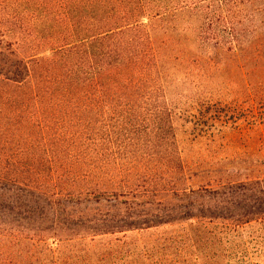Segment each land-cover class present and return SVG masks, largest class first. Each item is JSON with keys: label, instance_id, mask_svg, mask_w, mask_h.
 Returning <instances> with one entry per match:
<instances>
[{"label": "trees", "instance_id": "16d2710c", "mask_svg": "<svg viewBox=\"0 0 264 264\" xmlns=\"http://www.w3.org/2000/svg\"><path fill=\"white\" fill-rule=\"evenodd\" d=\"M240 92L264 127V0H0V264H151L111 240L91 260L84 242L264 216V185L182 203L199 192L179 122L211 137Z\"/></svg>", "mask_w": 264, "mask_h": 264}, {"label": "rangeland", "instance_id": "374dc122", "mask_svg": "<svg viewBox=\"0 0 264 264\" xmlns=\"http://www.w3.org/2000/svg\"><path fill=\"white\" fill-rule=\"evenodd\" d=\"M224 99L236 100L237 104L215 108L217 117L226 118L227 123L224 127L217 123L211 137L191 140L179 122L186 174L191 175L189 183L199 192L181 193L182 203H194L196 198L206 200L213 189L220 187L227 196L255 195L256 187L264 185V127L248 124L247 93H232ZM253 115L260 119L264 107L259 106ZM9 145L12 143L5 147ZM255 180L261 181L260 185L250 183ZM109 202L104 198L99 202L89 200L87 204L106 208ZM110 240L127 243L124 251L136 247L145 252L151 264H264V216L247 223L233 218L193 217L146 231L96 236L85 240L86 248L84 243H75L73 248H91L90 259L96 260L103 250L100 245Z\"/></svg>", "mask_w": 264, "mask_h": 264}]
</instances>
